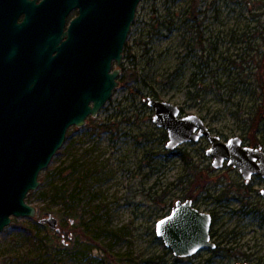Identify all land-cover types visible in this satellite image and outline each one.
I'll list each match as a JSON object with an SVG mask.
<instances>
[{"label":"rangeland","instance_id":"1","mask_svg":"<svg viewBox=\"0 0 264 264\" xmlns=\"http://www.w3.org/2000/svg\"><path fill=\"white\" fill-rule=\"evenodd\" d=\"M128 41L121 77L139 79L120 83L96 118L69 129L26 200L39 216L13 217L0 233V264H264V179L246 184L238 168H214L207 138L166 149L147 103H173L223 141L264 149V0H142ZM77 185L83 207L69 224L59 189ZM190 195L224 200L220 210L201 207L239 234L244 256L184 260L165 247L156 224ZM49 214L64 236L39 223Z\"/></svg>","mask_w":264,"mask_h":264},{"label":"water","instance_id":"2","mask_svg":"<svg viewBox=\"0 0 264 264\" xmlns=\"http://www.w3.org/2000/svg\"><path fill=\"white\" fill-rule=\"evenodd\" d=\"M141 2L46 0L48 40L43 34L30 49L0 52V233L13 217L39 216L26 200L40 187L41 173L64 146L69 129L96 118L120 86L125 44ZM74 7L80 14L65 29ZM148 105L154 109L153 124L167 131L168 150L207 138L214 168L227 164L238 168L245 181L264 179L262 147L245 146L239 137L223 141L202 118L181 116L173 103L149 97ZM39 221L61 232L55 216ZM211 224V215L191 201H178L157 222L156 235L175 257L187 258L216 248Z\"/></svg>","mask_w":264,"mask_h":264},{"label":"flooded vegetation","instance_id":"3","mask_svg":"<svg viewBox=\"0 0 264 264\" xmlns=\"http://www.w3.org/2000/svg\"><path fill=\"white\" fill-rule=\"evenodd\" d=\"M45 2L46 0H0V52L5 50L12 51L30 49L34 46L36 41L41 39L43 34L46 35V41L48 40L49 9L47 5H45ZM79 14L80 8L78 7H74L69 12L66 18L65 29L68 28L71 21L78 17ZM254 179L255 178L253 177L250 181H246V184H250L254 181ZM263 190L264 189L260 190L262 197ZM178 201H191L192 206L199 212L211 215L212 224L210 228V236L212 242L216 244L215 249H204L192 257L179 259L192 260L195 258H203L205 261L210 262L215 257H223V254H226L227 256L245 255V253L242 251L243 246L240 242L239 234L235 232L227 233L226 231H223L222 228L217 227L216 223L218 218L214 210L208 211L201 207V205L208 206V204L212 203L216 205L215 210H220L225 206L224 200L214 201L213 197L211 196H205L200 200L196 196L190 195V197H185L184 199ZM228 243L232 244V248H226V246H224L228 245ZM204 252H207L210 255L203 256L202 253ZM248 263H251V261Z\"/></svg>","mask_w":264,"mask_h":264},{"label":"trees","instance_id":"4","mask_svg":"<svg viewBox=\"0 0 264 264\" xmlns=\"http://www.w3.org/2000/svg\"><path fill=\"white\" fill-rule=\"evenodd\" d=\"M196 8H194L193 10V15H191V18L197 20L198 19V13H196ZM197 14V15H196ZM130 42H126L125 44V50L124 53L126 54V57H128V53L130 51ZM127 77V78H126ZM139 76L137 73H135L134 71H130V72H126L124 73V75L121 77L120 81L122 84L127 83V80H138ZM100 127H104V125H100ZM103 129H109V128H103ZM253 130L256 132V129L252 128V132ZM70 137L69 135H67L66 138V143H68L70 141ZM261 147V146H260ZM60 151H58L57 154H59ZM82 187H80L79 185H77L76 187H74L71 191H68L66 188L62 187L60 188V194L58 195V199L61 200L65 206V209L67 210L68 214L65 216L66 219H68L69 224L72 223L73 220H76L79 216L78 213L80 212V209L83 207V196H82ZM32 194V193H30ZM45 214V213H44ZM50 215V214H49ZM40 220V219H39ZM40 223V221H39ZM42 224V223H40ZM42 225H46V224H42ZM50 228V227H49ZM61 232H56L57 234H63V230L60 227Z\"/></svg>","mask_w":264,"mask_h":264}]
</instances>
